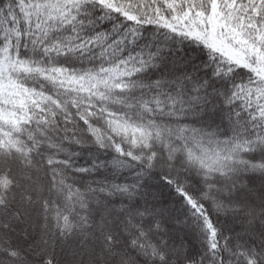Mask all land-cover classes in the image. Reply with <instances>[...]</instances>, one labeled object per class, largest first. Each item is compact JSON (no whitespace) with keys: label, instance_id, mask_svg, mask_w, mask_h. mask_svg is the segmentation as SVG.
Masks as SVG:
<instances>
[{"label":"snow or ice","instance_id":"obj_1","mask_svg":"<svg viewBox=\"0 0 264 264\" xmlns=\"http://www.w3.org/2000/svg\"><path fill=\"white\" fill-rule=\"evenodd\" d=\"M0 264H264V0H0Z\"/></svg>","mask_w":264,"mask_h":264}]
</instances>
